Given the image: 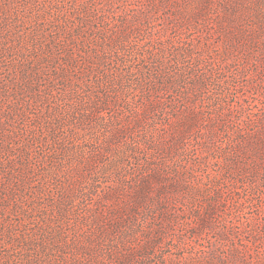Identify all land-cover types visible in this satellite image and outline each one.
Returning a JSON list of instances; mask_svg holds the SVG:
<instances>
[{
	"label": "rangeland",
	"instance_id": "374dc122",
	"mask_svg": "<svg viewBox=\"0 0 264 264\" xmlns=\"http://www.w3.org/2000/svg\"><path fill=\"white\" fill-rule=\"evenodd\" d=\"M128 101L156 105L163 135H132ZM127 171L153 173L146 264H264V0H0L4 259L92 239V181ZM125 188L108 203L121 225Z\"/></svg>",
	"mask_w": 264,
	"mask_h": 264
},
{
	"label": "trees",
	"instance_id": "16d2710c",
	"mask_svg": "<svg viewBox=\"0 0 264 264\" xmlns=\"http://www.w3.org/2000/svg\"><path fill=\"white\" fill-rule=\"evenodd\" d=\"M189 70H192V66ZM191 76L195 77L199 75L190 73L188 75L189 80H193ZM201 77V83L198 84V87L202 90L197 89L196 91L199 90L197 94L200 93L199 95L202 97L201 100H205V71L201 72ZM186 79L187 78H185V80ZM177 92H180V90H177ZM153 97L154 96L150 94V98L147 97L148 101H155L156 97ZM128 105L129 107L127 109H129L130 113L126 116L131 117L133 122L138 120L137 124H139L141 127V129L133 131L132 135H163L162 127L164 126V123H162V119L161 121H156L151 114L149 116L143 115L147 114L149 109H152L153 111V108L156 107V105L153 103L150 105L144 101L135 103L128 101ZM143 117L145 118L144 121H142ZM117 128L119 131L124 132L129 129V125L120 122ZM228 133L231 135L229 130ZM137 148H140V144L137 146ZM93 165L94 167L91 168V170H94V168L97 166L96 164ZM149 174L152 175L153 173L146 171L144 174L140 173L131 175V173L127 171L126 173L122 174L121 177L118 175V180L112 177L110 179H106L104 182L107 184L104 189H101V185L99 184L100 180L94 179V181H92L95 183L93 185L94 190L90 189L88 192L99 195V199L96 203L97 206L94 209V213L91 214L92 216H95L94 221L96 222L97 226L92 227L90 229L91 231L88 230V233L89 231L92 232L94 237L81 242L76 241L77 239H74L71 243H67L66 241V243L69 244V249L62 253H55L52 255L53 257L45 258V264H146L147 260L151 259V252L149 251L138 256L139 254H137V248L140 235L143 234L140 232H145L147 225L146 221H143L145 219L141 220L140 218L144 215L143 213L150 212L156 205L154 202L148 201L149 197L147 193L149 192L151 183L147 181L145 177ZM169 174L170 171H167V176H169ZM159 176L160 175L158 173L153 175L154 178H159ZM75 184L76 181L73 183L71 182L70 184L66 185L65 189L68 188L70 191L74 190ZM91 185L92 184L89 186ZM121 187H126L131 190L133 189L138 196L136 198L137 206L131 214V219L128 224L126 223L124 225H121L122 222L117 221L118 218L117 220H113L112 217L116 214H113L114 211H111L108 205V203L115 197H119L117 195L121 194L120 191L123 189ZM63 195L66 196L65 193ZM84 195H86V192H84ZM92 200L93 198H90L89 203H91ZM145 204H147L146 207H140V205ZM82 209H80L81 216L84 218L87 213H82ZM87 210L88 212L91 211L90 209ZM123 219L126 221V218ZM135 228L138 231H136ZM131 230L134 231L133 234L129 232ZM0 251H8L5 244L1 245ZM9 258L10 259L5 260L4 256H2L0 253V264L12 263V258ZM15 260V262H17V259Z\"/></svg>",
	"mask_w": 264,
	"mask_h": 264
}]
</instances>
